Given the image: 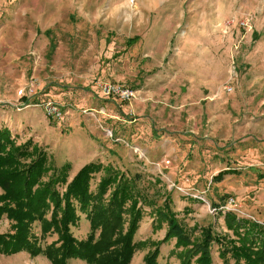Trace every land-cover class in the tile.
Instances as JSON below:
<instances>
[{
    "label": "rangeland",
    "instance_id": "1",
    "mask_svg": "<svg viewBox=\"0 0 264 264\" xmlns=\"http://www.w3.org/2000/svg\"><path fill=\"white\" fill-rule=\"evenodd\" d=\"M98 82L134 98L104 99ZM47 102L61 120L35 106ZM1 127L43 150L51 168L68 165V182L89 163L136 178L145 202L135 259L164 238L153 212L166 197L194 237L206 228L236 240L226 211L264 225V0H0ZM10 224L1 218L0 234ZM71 232L86 238L84 215ZM32 233L42 248L57 240L40 239L38 222ZM174 243L160 245L157 264H179ZM210 254L223 264L217 244ZM40 261L50 263L0 255V264Z\"/></svg>",
    "mask_w": 264,
    "mask_h": 264
},
{
    "label": "trees",
    "instance_id": "2",
    "mask_svg": "<svg viewBox=\"0 0 264 264\" xmlns=\"http://www.w3.org/2000/svg\"><path fill=\"white\" fill-rule=\"evenodd\" d=\"M67 170L68 165L51 168L43 150L31 147L30 141L17 145V136L6 127L0 128V219L6 217L12 231L0 234V255H44L51 264H67L73 259L86 264H130L143 243L134 241L145 202L136 178L118 174L110 165L89 163L68 182ZM100 172L104 174L93 192L90 182ZM229 172H219L214 179ZM165 199L166 203L154 207L153 215L158 226H167L166 233L144 256L143 264H157L160 245L172 240L174 248L169 254L179 264H191L194 258L198 264H211L214 243L223 264H229L228 257L235 264H264V225L226 211L222 215L225 227L236 240L228 235L216 237L206 228L196 238V229L187 230L169 207L168 197ZM80 214L89 222V233L83 240L71 232ZM36 222L40 223V239L56 234L57 240L42 248L32 233Z\"/></svg>",
    "mask_w": 264,
    "mask_h": 264
},
{
    "label": "built area",
    "instance_id": "3",
    "mask_svg": "<svg viewBox=\"0 0 264 264\" xmlns=\"http://www.w3.org/2000/svg\"><path fill=\"white\" fill-rule=\"evenodd\" d=\"M228 24V23H227ZM97 90L100 93V96L104 99H111L116 100L119 102H126L133 99L134 90H131L130 88L116 84V83H108V82H98L97 83ZM227 91H230V88L226 89ZM19 95L23 96L22 91L19 92ZM28 106V105H27ZM40 106L44 110L45 117L59 121L63 118L62 108L57 103L47 102L43 105H35ZM233 201H231L232 203Z\"/></svg>",
    "mask_w": 264,
    "mask_h": 264
},
{
    "label": "crops",
    "instance_id": "4",
    "mask_svg": "<svg viewBox=\"0 0 264 264\" xmlns=\"http://www.w3.org/2000/svg\"><path fill=\"white\" fill-rule=\"evenodd\" d=\"M4 126H7V125H4ZM8 127V126H7ZM9 128V127H8ZM94 149H96L95 147H94ZM93 149V150H94ZM88 152V151H87ZM87 152H82L81 150H80V152H78V154H79V156H86V155H89L91 152H89V153H87ZM87 153V154H86ZM97 154V153H96ZM91 155V154H90ZM94 158V157H93ZM130 158V157H129ZM136 258V253L134 254V256H133V258H132V260H131V263L130 264H142V258H143V255H139V257L137 258V259H135ZM41 262V264H43V262L42 261H40ZM46 264H50V263H46Z\"/></svg>",
    "mask_w": 264,
    "mask_h": 264
},
{
    "label": "bare ground",
    "instance_id": "5",
    "mask_svg": "<svg viewBox=\"0 0 264 264\" xmlns=\"http://www.w3.org/2000/svg\"><path fill=\"white\" fill-rule=\"evenodd\" d=\"M134 1V0H133Z\"/></svg>",
    "mask_w": 264,
    "mask_h": 264
}]
</instances>
